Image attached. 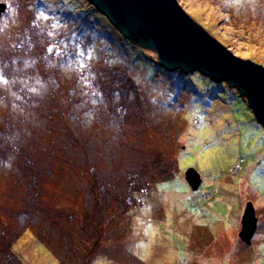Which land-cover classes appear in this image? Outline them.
<instances>
[{
    "label": "rangeland",
    "instance_id": "374dc122",
    "mask_svg": "<svg viewBox=\"0 0 264 264\" xmlns=\"http://www.w3.org/2000/svg\"><path fill=\"white\" fill-rule=\"evenodd\" d=\"M86 1L0 0V264H264V126L247 100L162 67ZM177 1L264 68V0Z\"/></svg>",
    "mask_w": 264,
    "mask_h": 264
},
{
    "label": "water",
    "instance_id": "95a60500",
    "mask_svg": "<svg viewBox=\"0 0 264 264\" xmlns=\"http://www.w3.org/2000/svg\"><path fill=\"white\" fill-rule=\"evenodd\" d=\"M121 34L155 57L169 71H199L215 82H227L247 100L264 126V68L236 57L216 38L191 19L177 0H89ZM0 3V18L7 12ZM52 53V52H51ZM194 190L202 181L188 175ZM258 227L253 203L247 204L240 237L250 245Z\"/></svg>",
    "mask_w": 264,
    "mask_h": 264
},
{
    "label": "trees",
    "instance_id": "16d2710c",
    "mask_svg": "<svg viewBox=\"0 0 264 264\" xmlns=\"http://www.w3.org/2000/svg\"><path fill=\"white\" fill-rule=\"evenodd\" d=\"M89 4H92V3H90V1L89 0H87L86 1V4H87V6H88V3ZM93 5V4H92ZM94 6V5H93ZM94 8H96L95 6H94ZM97 10V9H96ZM92 11H94L93 13H95L96 14V12H95V10L94 9H92ZM107 21H110L108 18H105ZM114 26V25H113ZM115 28V27H114ZM116 29V28H115ZM117 31L121 34V32L117 29ZM122 35V34H121ZM123 36V35H122ZM124 37V36H123ZM123 39V38H122ZM124 39L126 40V41H128L129 42V40H127L125 37H124ZM252 42V41H251ZM132 45H133V47H135V45L133 44V43H131ZM257 46H259V47H261V43H257L256 44ZM131 50H134V48H131ZM252 58H254V59H257V57L256 56H254V57H252ZM180 71V70H179ZM197 72V71H196ZM202 76H203V74H202ZM205 76V75H204ZM208 79L210 78V77H208V76H206ZM211 79V78H210ZM212 80V79H211ZM256 183H257V178H256ZM263 194V196H264V191L262 192ZM209 210V209H208ZM133 215V217H134V214H132ZM160 223H161V220H159V219H157V218H153L152 220H151V225H152V228L154 229L153 230V232L154 233H156L157 232V227H160L159 225H160ZM161 228V227H160ZM165 228L169 231L171 228H172V226H165ZM129 232L130 233H136L137 231L135 230V228H134V230H132V229H129ZM138 233V232H137ZM112 245V244H111ZM111 245H106L105 247H108V246H111Z\"/></svg>",
    "mask_w": 264,
    "mask_h": 264
},
{
    "label": "bare ground",
    "instance_id": "6f19581e",
    "mask_svg": "<svg viewBox=\"0 0 264 264\" xmlns=\"http://www.w3.org/2000/svg\"><path fill=\"white\" fill-rule=\"evenodd\" d=\"M243 188L244 186L240 190H242ZM244 190L249 191V186L247 185V189H244Z\"/></svg>",
    "mask_w": 264,
    "mask_h": 264
},
{
    "label": "clouds",
    "instance_id": "9594fccd",
    "mask_svg": "<svg viewBox=\"0 0 264 264\" xmlns=\"http://www.w3.org/2000/svg\"><path fill=\"white\" fill-rule=\"evenodd\" d=\"M142 49V48H141Z\"/></svg>",
    "mask_w": 264,
    "mask_h": 264
}]
</instances>
